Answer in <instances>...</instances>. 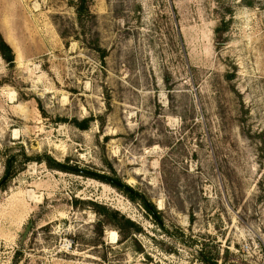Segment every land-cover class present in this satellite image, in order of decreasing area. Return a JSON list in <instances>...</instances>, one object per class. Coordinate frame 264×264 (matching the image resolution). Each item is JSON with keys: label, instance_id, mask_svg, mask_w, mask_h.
Returning a JSON list of instances; mask_svg holds the SVG:
<instances>
[{"label": "rangeland", "instance_id": "obj_1", "mask_svg": "<svg viewBox=\"0 0 264 264\" xmlns=\"http://www.w3.org/2000/svg\"><path fill=\"white\" fill-rule=\"evenodd\" d=\"M80 5L0 0V264H264V0Z\"/></svg>", "mask_w": 264, "mask_h": 264}, {"label": "trees", "instance_id": "obj_2", "mask_svg": "<svg viewBox=\"0 0 264 264\" xmlns=\"http://www.w3.org/2000/svg\"><path fill=\"white\" fill-rule=\"evenodd\" d=\"M87 0H81V5L79 8H85ZM0 52L3 54V56L8 60L12 61V59H9L6 54L11 53V48L7 44V42L4 40L3 36L0 33ZM86 124V122H85ZM82 129L86 130L88 129V125H79ZM25 162L31 161L28 157H26ZM38 162H43L42 159H38ZM46 164L51 169L54 170H59V171H65V172H75L70 167H66L65 165L58 163L54 160H52L50 157H47ZM18 173L17 167H16V160L15 157H8L6 161V167H5V173L3 179L0 181V190L2 189L3 186L7 185L8 182L13 180ZM106 183H109L111 186L114 188L124 192L126 195L129 196V198L132 201H140L143 205V207L154 217L155 220H158V211L154 207L152 203H149L142 195H140L138 192L134 191L132 188L128 187L125 185L123 182H121L119 179H103Z\"/></svg>", "mask_w": 264, "mask_h": 264}, {"label": "water", "instance_id": "obj_3", "mask_svg": "<svg viewBox=\"0 0 264 264\" xmlns=\"http://www.w3.org/2000/svg\"><path fill=\"white\" fill-rule=\"evenodd\" d=\"M11 55H12V53H7V54H6L7 57H9V56H11Z\"/></svg>", "mask_w": 264, "mask_h": 264}]
</instances>
